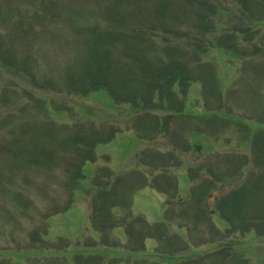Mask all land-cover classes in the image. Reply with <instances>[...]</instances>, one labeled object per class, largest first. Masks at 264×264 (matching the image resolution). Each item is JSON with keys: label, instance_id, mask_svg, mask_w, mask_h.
<instances>
[{"label": "trees", "instance_id": "obj_1", "mask_svg": "<svg viewBox=\"0 0 264 264\" xmlns=\"http://www.w3.org/2000/svg\"><path fill=\"white\" fill-rule=\"evenodd\" d=\"M214 51L229 53L230 61L211 60ZM0 67L9 75L0 236L10 230L30 239L11 250L24 259L0 264H248L232 241L264 236V0H123L118 7L114 0H0ZM194 86L203 115L186 109ZM99 91L132 108L119 113L140 142L134 160L143 173L131 171L130 180L131 159L118 174L108 167L94 174L90 223L102 248L85 263L80 249L70 257L41 248L48 220L71 208L95 149L123 131L96 107L76 113L77 100ZM66 114L68 120L56 119ZM179 122L188 135L179 133ZM227 127L244 135L237 145L226 138L222 150L206 151L203 144L211 143L203 140L190 146L193 134L220 141ZM154 138L164 143L152 147ZM183 169L190 197L179 196ZM143 188L166 197L163 219L153 225L132 210V195ZM200 226L209 243L224 240L212 252L181 254L180 244L190 248ZM118 228L128 239L122 254L104 242ZM148 240L157 247L145 256Z\"/></svg>", "mask_w": 264, "mask_h": 264}, {"label": "rangeland", "instance_id": "obj_2", "mask_svg": "<svg viewBox=\"0 0 264 264\" xmlns=\"http://www.w3.org/2000/svg\"><path fill=\"white\" fill-rule=\"evenodd\" d=\"M121 1L123 0H114L115 5L118 7L121 4ZM72 5H70L71 7ZM99 11V10H98ZM40 48V45H38L37 49ZM25 49V47H24ZM50 51H53L51 49ZM54 53V52H53ZM225 55H226V61H230V58L227 57L230 56L229 53L224 51H214L209 55V58L213 61H220L221 64L224 65L225 62ZM39 56V55H38ZM224 73L228 75V77L233 75V70L231 68H228L225 66ZM9 75L0 67V166L2 164V148H1V141L3 140L4 131L6 129V122L4 120L5 116L3 114L4 107H5V95L6 91L9 89ZM8 87V89H7ZM11 90V88H10ZM6 92V93H5ZM21 96L24 97L23 92L20 93V102H22L24 99L21 100ZM188 101H187V111L192 114L196 115H203L202 113L204 110L202 109V103H200V90L199 87L194 86L191 90L188 92ZM84 101L77 100V103L75 105L76 113L85 114L87 111L92 110L88 107H96V111L99 114H107L105 119L110 118V120H116L120 123L119 127L123 129V131L116 136L114 140H112L110 143L102 145L98 148H96V162L93 164H86L83 169V175L85 180H83L80 183V187H78L77 191L74 194V200L71 208L65 212L64 214L56 215L48 220V226H49V234L45 238V246L41 248L43 251H50L51 247H56V250H63L69 254L70 257H72L75 253L76 249H80L83 253V258L87 260L91 256L88 254L92 253L93 249H100L102 241L99 239L98 234L94 231V229L91 227V208H90V198L91 196L88 195V190L90 189V182L93 178L94 174L97 173L98 169L100 171V168L108 167L117 174L120 173V170L125 168L126 163L133 159V162L129 164V170L130 177L131 171L133 172H141V166L139 163L134 160L136 157V150L137 146L140 144L139 140L137 139L136 135L132 131H125L128 127L131 126V123L128 122V120L122 118L125 114H120L119 112H127L128 110H131L132 108L129 107L130 105H115L112 99L108 96L107 93L99 91V92H93L86 96ZM83 102V103H81ZM85 103V104H84ZM88 103V104H87ZM232 105V104H231ZM233 106V105H232ZM23 107V105L18 104L17 110H20V108ZM234 108V106H233ZM238 116H245L246 115L241 111L238 113V110L234 108L233 111ZM114 113V116L112 115ZM49 114L53 115L51 109H49ZM58 121H65L69 119V114L56 117ZM179 133L184 132V134L188 135L187 131V123L185 122H179ZM251 127V126H250ZM253 130L257 129L258 127H251ZM146 131H144L145 133ZM225 136L220 138V141L215 140H208L207 136L203 135H197L193 134L190 138L191 144L193 150L194 147H197L200 145L202 140L204 143H208L211 145L203 144V147L206 151L211 150L212 148L216 147V150H222L224 146H221L225 143L223 139H226V141H230V143L235 146L237 145V140L240 138H243L244 135L241 133H237L236 130H234L233 127H227L224 130ZM217 139V138H214ZM153 143H150L149 145H152V147H156V145L164 143L159 141L158 139H153ZM219 142V143H218ZM144 143V142H143ZM144 145H148V143H145ZM242 148H245L243 146ZM148 147V146H147ZM151 147V146H150ZM149 147V148H150ZM166 148V147H165ZM144 149V148H143ZM167 150H163V153H167ZM190 158L195 154V151L190 153ZM188 157V155H186ZM207 158V157H206ZM146 171V169H144ZM127 173V172H126ZM186 170H179L177 171V177L179 182V190L180 194L179 196L182 197H190V182L187 178ZM136 178L131 177V181H134ZM134 188L138 187L140 184H134ZM130 190V189H129ZM155 191V190H154ZM151 188H143L139 190L138 192L134 193L132 195V210L133 212L137 214H141L145 217V219L148 221L149 224L153 225L157 222H160L163 219L164 216V204L166 201V197L162 194L154 192ZM53 192V191H52ZM55 194L58 195H64L62 189H56ZM63 203H61L62 205ZM0 207H1V198H0ZM1 215V211H0ZM1 219V216H0ZM217 223V226L222 230V232L225 231V224L221 222L220 220H215ZM2 228L0 226V232ZM201 231H205V227L200 226L197 228V231H193L192 235V245L190 248L186 247V244L184 247H182V244L179 246V251L182 252L181 254H187L191 256L192 254L196 253H206V252H212L215 250L219 243H221L224 238L219 236L215 242L209 243L211 241H208V236H203L201 234ZM185 236L186 240V232H181ZM11 231L8 230L4 237L0 236V260H8L13 259L14 261H19L24 259L26 256L21 255L19 253H15L14 251H11L16 246L24 247L26 244L29 243L30 239L28 237L26 242H23L25 240L23 234L14 233L13 236L16 237V242H12L13 236L10 235ZM1 235V234H0ZM187 241V240H186ZM106 245H118L116 248H107L108 251L111 253L117 252L118 254H122V249L127 248L128 239L125 235V231L122 228H118L114 230L112 239L110 241H105ZM215 243V244H214ZM190 244V243H189ZM232 244H235L234 249L238 250L239 252H244V258L248 260V264H260L264 260V236L258 237L253 232L245 235H239L237 236L233 241ZM146 246V252H144V255H150L155 253L157 244L154 240H148L145 242ZM223 247V246H222ZM182 248V249H181ZM226 249V247H223ZM3 252H2V251ZM53 250V249H52ZM185 250V251H184ZM76 254V253H75ZM40 255V254H39ZM35 257V256H34ZM142 257V256H137ZM82 258V259H83ZM135 258V257H134ZM158 261V260H157ZM165 262H167V259H164ZM162 261V264L165 263ZM85 263H89L87 260Z\"/></svg>", "mask_w": 264, "mask_h": 264}, {"label": "crops", "instance_id": "obj_3", "mask_svg": "<svg viewBox=\"0 0 264 264\" xmlns=\"http://www.w3.org/2000/svg\"><path fill=\"white\" fill-rule=\"evenodd\" d=\"M153 191H154V190H153ZM154 192L158 193L157 191H154Z\"/></svg>", "mask_w": 264, "mask_h": 264}]
</instances>
